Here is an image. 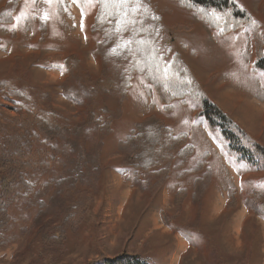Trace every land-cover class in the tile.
I'll return each instance as SVG.
<instances>
[{
  "label": "rangeland",
  "instance_id": "obj_1",
  "mask_svg": "<svg viewBox=\"0 0 264 264\" xmlns=\"http://www.w3.org/2000/svg\"><path fill=\"white\" fill-rule=\"evenodd\" d=\"M8 1L0 0V9ZM37 1L21 0L14 24L0 26V79L10 78L13 68L20 66L27 82L51 93L56 112L74 124L79 120L77 108L62 96L64 72L62 60L56 56L79 54L84 70L93 77L100 75V59L94 52L102 36L92 31L98 6L95 0ZM140 1L150 3L158 19L162 48L180 54L184 64L206 85L208 97L246 131L260 136L264 144V74L252 73L256 61L253 31L246 29L223 37L175 0ZM237 2L264 31V0ZM42 24L46 26L44 36ZM132 42L127 30L117 33L113 62L118 83L130 75ZM119 85V94L110 104L112 110L122 105V117L114 122L113 132L105 140L102 188L86 221L68 232L61 254L46 253L39 239L27 249L26 230L38 208L20 204L14 210L18 220L14 229L0 237V264H105L106 259L117 261L123 255L138 256L147 264H264V170L229 159L189 104L176 103L164 110L143 73L132 75L124 101L120 96L124 87ZM151 118L161 120L176 135L184 134L195 148L185 171L204 162L203 170L196 175L184 177L182 171H173L153 201L143 189L144 184L153 185L156 178L145 173L138 176L126 169L117 148L135 124ZM35 147L53 152L42 140ZM55 155L37 191L64 171V156ZM206 172L211 176L207 191L201 204L195 205L191 200L195 180ZM180 190H185L186 199L178 212L174 198ZM247 200L261 215L248 207ZM162 211L177 216L171 223L174 230H188L195 220L199 228L188 230V236L174 233L163 225ZM89 234L92 241L88 240Z\"/></svg>",
  "mask_w": 264,
  "mask_h": 264
},
{
  "label": "trees",
  "instance_id": "obj_2",
  "mask_svg": "<svg viewBox=\"0 0 264 264\" xmlns=\"http://www.w3.org/2000/svg\"><path fill=\"white\" fill-rule=\"evenodd\" d=\"M95 1L98 8L92 31L102 36L94 52L100 59V75L93 77L86 72L79 54L56 56L62 60L64 72V81L60 85L62 96L77 108L79 120L76 123L70 124L56 112L52 94L31 86L22 76L20 66L13 68L10 78L0 79V237L14 229L18 222L14 210L20 204L36 206L38 213L26 230L29 236L27 249L39 239L46 253L61 254L68 232L79 229L86 221L96 194L102 188L106 170L103 163L105 140L113 132L114 122L122 117V105L112 110L110 101L119 94V84L124 87L121 88V101L125 100L132 75L136 72L144 74L164 110L171 109L176 103L189 104L196 117L205 121L209 135L229 159L239 165L248 163L264 170L261 137L246 131L208 97L206 85L184 64L180 54L162 48L157 33L158 19H155L150 3L140 1L138 4L137 0H128L122 5L118 0ZM175 1L184 10L195 13L201 22L220 36L252 30L256 59L252 73L264 74V31L237 0ZM20 4L21 0H9L0 9V26L14 24ZM123 29L133 39L134 56L130 75L118 83L114 73L113 44L117 33ZM41 31L44 36V24ZM3 109L14 116L7 115ZM40 140L53 152L37 149L35 146ZM117 148L126 169L138 176L145 173L156 178L151 186L143 183V191L151 201L173 171H182V176L188 177L199 174L204 168L202 161L185 171L195 148L184 134L176 135L155 118L135 124L130 134L119 141ZM55 154L64 156V171L53 176L42 191H37L40 179L49 173L52 162L57 158ZM210 178L206 172L195 180L193 204H201ZM33 194L35 196L31 199ZM185 194V190H180L175 195L178 212L182 211ZM46 197H49L48 202ZM246 204L261 215L250 201L247 200ZM160 215L163 225L174 233L188 236L189 231L199 228V221L195 220L189 224V231L185 228L174 230L171 223L177 216L165 211ZM93 239L89 234L88 240ZM105 264L147 262L138 256L123 255L117 261L106 259Z\"/></svg>",
  "mask_w": 264,
  "mask_h": 264
},
{
  "label": "snow or ice",
  "instance_id": "obj_3",
  "mask_svg": "<svg viewBox=\"0 0 264 264\" xmlns=\"http://www.w3.org/2000/svg\"><path fill=\"white\" fill-rule=\"evenodd\" d=\"M118 2L123 5V4L128 3V0H118ZM137 3L139 4L140 0H137ZM45 19H47V16H45Z\"/></svg>",
  "mask_w": 264,
  "mask_h": 264
},
{
  "label": "bare ground",
  "instance_id": "obj_4",
  "mask_svg": "<svg viewBox=\"0 0 264 264\" xmlns=\"http://www.w3.org/2000/svg\"><path fill=\"white\" fill-rule=\"evenodd\" d=\"M237 226H238V224H237Z\"/></svg>",
  "mask_w": 264,
  "mask_h": 264
}]
</instances>
